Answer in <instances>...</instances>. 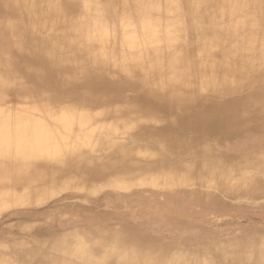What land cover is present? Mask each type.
Instances as JSON below:
<instances>
[{"label": "rangeland", "instance_id": "374dc122", "mask_svg": "<svg viewBox=\"0 0 264 264\" xmlns=\"http://www.w3.org/2000/svg\"><path fill=\"white\" fill-rule=\"evenodd\" d=\"M116 3L8 0L9 8L2 10L0 6V44H7L0 50V80L7 81L0 84V128L14 126L15 130L31 132L44 127L57 135L52 143L64 149L45 162L32 158L36 161L32 168L18 171L11 167L18 160L4 157L0 168V264H38L40 260L50 264H111L134 256L136 264H145L147 250H166L173 254L175 264H196L208 258L218 262V246L233 249V258L240 264H264V62H251L246 70H238L232 61L223 70H214L212 65H220L222 61L217 59L221 56L214 55L213 60L204 54L205 48L235 42L249 43L241 50L264 52V18L254 11L255 0H244L239 9L231 2L232 13L224 8L209 16L207 23L196 25L183 20L187 17L202 22L204 7L195 12L193 1L151 0L150 7L156 11L143 5L132 8L152 15L148 23L153 27L142 29V34L154 41L138 43L131 54H126L134 57L142 51V59L131 66L137 70L135 79L143 73L142 84L125 89L127 68L122 57L124 49L130 48L101 46L100 51L106 49L111 57L105 74L124 86L113 97L103 96V105L75 103L70 110L60 112L59 105L42 103L47 91L27 94V79L20 75L16 83V73L1 66L7 59L20 57L28 61V71L42 74L43 63L37 67L34 63L36 48L52 54L60 50L61 66L70 63L71 55L76 64L88 61L92 54L82 51V40L88 36L87 42L98 43V39L88 35L89 30L81 31L80 25L92 24L97 13L106 19L104 13L117 10ZM161 3L165 7L158 9ZM123 18L117 14V21ZM162 34L181 39L173 43L174 47L188 44L190 54L186 60L179 59L181 66L172 68V62H163L171 44L166 45ZM167 64L171 67L168 71H150V67ZM68 72L73 75L70 69ZM152 88L160 89L159 102L144 98V102L136 103ZM172 95L177 99L169 103ZM126 107L130 108L124 110ZM48 109L62 115L51 121L50 114L46 119ZM110 111L117 112L118 117L100 115L87 124L92 127L71 134L69 140L59 136L88 121V113ZM64 117L72 122H65ZM121 120L130 121L131 135L122 131ZM97 127L103 129L95 133ZM164 128H168L165 136L154 135ZM138 132L144 135L139 138ZM33 139L31 136L30 141ZM117 146L122 149L113 152ZM127 146L135 150L111 176L109 171ZM86 159L92 160L93 169L100 166L105 170L102 180L75 175L77 172L69 175L70 167L79 171L88 164ZM7 160L12 164L5 165ZM58 160L71 166L65 169ZM138 167L146 172L144 178L137 175ZM16 182L19 186H14ZM71 194L77 196L72 198ZM47 228L58 234H44ZM97 236H110L111 240L95 250ZM65 242L71 248L84 243L99 263L67 253ZM151 245H156V250L150 249Z\"/></svg>", "mask_w": 264, "mask_h": 264}, {"label": "bare ground", "instance_id": "6f19581e", "mask_svg": "<svg viewBox=\"0 0 264 264\" xmlns=\"http://www.w3.org/2000/svg\"><path fill=\"white\" fill-rule=\"evenodd\" d=\"M118 3L115 4V6H119L117 10L115 11H108L104 13L106 16V19L104 17H101L99 13L94 14L93 18L91 20L90 25H84V23L81 26L80 25V30L81 31H87L89 30L90 32L88 35H90L93 38L98 39V43L95 42H87V39L89 38L88 36L84 37V40H82L81 46H82V51L83 52H88L89 56L91 55V58L87 61H84L81 64H76L73 61V55L70 56L69 62L63 63L62 66L58 65L60 61V50H58L55 54L50 53L49 51L45 50L46 52L43 53L40 48H36L35 51H37L38 58L34 60V63L36 64L35 67L40 66L43 63V66L45 68V72L42 74H36L34 71H28L26 66L28 61L24 60L22 58H17L15 59L12 57L11 59L5 60L1 66H5L8 68L9 71H14L15 78L18 79L19 76L22 75L24 78L27 80L25 83L27 84L25 87L26 93L27 94H32L37 95L42 91H47L48 94H46L45 99L48 100V102L45 100L42 103L47 104V106L52 107L53 104L54 106L59 105L62 109L61 111H67L72 108V106L75 103H80L81 105L84 106H95V105H103L104 103V97H113L115 93L119 94L121 91L124 89V86H121L114 81L110 80L108 76L105 74V68L108 67V64H110V59L111 58L109 55V52H106L103 49L100 51L101 46H111L113 44L117 45L119 44L122 46V48H130V49H124V55L122 57V61L126 64L127 72V84L125 85L128 90L134 89L137 87L138 84H142L140 81V78H143V73H141L139 79H135L134 72L137 71L136 69L132 68V64L135 63L136 61L139 62L142 59L141 52L137 51L134 57H128L126 54H131L132 50L137 47V44H146L150 43L154 40H151L150 36L146 37V35L142 34V29L145 28H152L153 26L151 23H148V20L152 18V15H149V12L146 13L145 11L137 12L135 10H132V8H138L140 5L146 6L149 8L151 11H156L155 7L152 6L150 7L149 2L151 0H117ZM191 4V1L195 2L192 4L193 10L196 12L197 9H202L201 7H204L203 9V18H201L202 22L195 20V19H189L185 18L187 23L189 24H204L207 23L210 20L211 15L215 14V12L221 11L224 8H227V10H230V13L234 11V8L229 7L228 4H231L233 6H236L237 9L240 8V4L244 0H186ZM199 1V2H198ZM263 0H255V5H254V11L261 14L262 18H264V4L262 2ZM7 2V3H5ZM121 2V3H120ZM127 2V3H126ZM166 5L168 4V1H165ZM126 3V5H125ZM0 6L2 10H6L5 6L10 7V4H8V0H0ZM206 6L209 8V11L207 10ZM158 9L164 8L165 5L161 3V5L156 6ZM4 8V9H3ZM7 8V9H8ZM121 8V9H119ZM123 8V10H122ZM206 10V11H205ZM97 12V10H95ZM159 11V10H158ZM209 14H208V13ZM36 13V11H35ZM184 13L186 14L185 10ZM183 13V14H184ZM117 14L124 16L123 19L117 21ZM139 14V15H138ZM141 15V16H140ZM143 19V20H142ZM145 20V21H144ZM264 20V19H261ZM184 22V21H183ZM137 23V25L135 24ZM174 25L177 26V21L174 22ZM239 24H235V27L237 28ZM179 28H182V26H178ZM177 27V28H178ZM146 30V29H145ZM69 37V36H66ZM109 38H113L114 40L112 44H109L112 41H108ZM149 38V39H148ZM162 38L164 39L166 45L171 44L167 46V49L165 50L166 53V58L163 60V62L166 60L165 63L169 60V62H172L173 64L171 65L172 68L175 66H181L182 60H186L190 54L188 44L184 43L183 46H176L174 47L173 43H180L181 39L179 37L171 38L168 35L162 34ZM68 39H66V42ZM157 41V40H156ZM68 43V42H67ZM98 44V45H97ZM249 43L246 42H235L232 43L229 46H226L224 44L222 47H210L209 49H204V54L206 57L215 59L214 55L221 56V59H217L219 61H222L220 65L218 64H213L214 70L216 68L218 70L225 68L224 65L231 64L232 61H234V65H236L238 70H246L250 65L251 62H258V61H263L264 62V52H254L251 49L249 50H241V47H247ZM4 45L7 44H0L1 48L0 50L3 51ZM145 50L146 47H143ZM182 48H186V52L182 51ZM48 49V47H46ZM132 49V50H131ZM181 50L178 54H174L176 50ZM116 53L115 51H113ZM42 53L45 58H42ZM81 53V52H80ZM100 53V54H97ZM243 54V55H241ZM76 61V59H75ZM169 64H167L166 67H160V68H155V67H150V71H155L154 74H159L165 71H168L171 69V67H168ZM4 67V68H5ZM68 69L73 72V75H70L68 72ZM135 70V71H134ZM81 74V75H79ZM5 76V75H4ZM2 79V78H1ZM5 84L7 81H1L0 84ZM15 83V84H16ZM156 88V87H155ZM160 89L154 90V88L151 89L150 94H147L146 96H143L141 100H138L136 103H141L142 101L144 102V98L146 99L147 102H152V101H160L162 98L161 93L159 92ZM177 99L176 95H172L168 97L167 100H169V103L175 102ZM1 100V99H0ZM42 101V100H41ZM46 108H49L47 107ZM130 107L124 108V110L128 109ZM166 108V107H164ZM169 110V108L167 107ZM51 114L52 119H50L49 115ZM54 116H53V115ZM62 114L52 112L48 109L46 116V119H50L51 121L59 118ZM104 115L106 117L109 116H115L118 117L117 112H99L97 114L93 113H88V121L81 122L77 126L75 130L67 129V133L59 134L60 137L63 136L68 138V140L71 137V134H77L81 133L83 128L84 131L88 130L90 127H92L91 124L87 125L91 120H94L95 117ZM74 119V118H72ZM63 120L65 122H69V124L72 122V120H69L67 117H64ZM173 125H177L176 123ZM120 128L122 131H124L125 134L129 133L128 135H131V130L132 125H130V121L128 120H121L120 121ZM109 128V127H108ZM102 127H97V129L94 131L95 133L98 130H102ZM168 128H164V130H159L154 133L157 137L160 135L165 136L167 133ZM92 131V130H90ZM127 132V133H126ZM101 133V132H100ZM109 134V133H107ZM122 134V133H121ZM144 133L138 132L139 138L142 137ZM33 137V141H30V137ZM154 136V137H156ZM9 137H12L13 140H9ZM55 137V139H53ZM124 137L127 138V135H124ZM57 135L53 134V131L45 130V128H38L35 129V131L27 132V131H19L15 130L14 126H5L0 128V168L2 164L4 163V160L6 159V155L9 157L12 156L14 158V161L17 159L11 167L15 169V171L18 170H25L32 168V166L36 163V158L40 162H45L48 159V157H56L57 155L61 154L64 152V149L61 148V145H55L54 140H56ZM66 140V139H65ZM67 141V140H66ZM9 142V144H8ZM50 143L53 145L51 146ZM48 145V146H47ZM50 145V146H49ZM133 145V144H132ZM117 149H122L119 146L115 147L114 151L115 152ZM124 152L121 153V155L117 156L116 161L113 164L112 169L109 171L111 172V176L116 173L114 172L115 167H118V165H122L125 163V160L127 158V154L130 152H133L135 149L132 148V146H127V148L123 149ZM142 153V152H141ZM39 155L40 157L38 158ZM119 157V158H118ZM33 158V160H32ZM62 158V157H61ZM87 158V159H92ZM86 163L83 165L79 171H74V170H69L71 167L70 162H65L64 160H58L60 162L61 167H66L65 169H68L69 175L72 176L74 173L75 175L81 174V175H90L93 177L94 180H102V177H105V170L100 169L101 167H97L96 169H93L94 167L92 166V163H90L92 160H87ZM10 164H12V161H9ZM8 160L5 165L9 164ZM67 165L69 166L67 168ZM9 166V168H11ZM64 169V170H65ZM139 170V173L137 175H140L141 178H144L146 175V172L141 169L140 167L137 168ZM67 173V172H66ZM67 175V174H66ZM135 175V176H137ZM95 181V182H97ZM2 182V181H1ZM0 182V183H1ZM3 183V182H2ZM14 183H12L13 185ZM20 182H16L14 186H19ZM92 184V183H91ZM1 185V184H0ZM77 196V195H76ZM74 194H71V197H76ZM90 222V221H89ZM99 225V224H97ZM70 226L68 230L72 231L74 228H72L71 224H68ZM84 227V225H82ZM89 227V226H88ZM78 229V228H76ZM80 229V228H79ZM85 229V228H84ZM44 234H58L54 231H51L49 228H47L45 231H43ZM41 233V234H43ZM99 238L98 242L94 244L95 250L101 249L104 246L107 245L109 242V237L110 236H97ZM132 239V238H130ZM42 242H44L43 239H41ZM113 242V239H112ZM219 245H222V243H218ZM65 251L69 254H72L74 256H77L78 259L83 260V261H88L90 263H99V261H95L93 258L92 253L88 251L87 245L84 243H79L76 246H71L65 242ZM156 245H151L150 249L156 250L155 249ZM218 246V252L216 253L218 255V262L215 260H212L211 258H208V261L203 259L202 261L197 262L196 264H240V262H237L233 258V249H229L227 246ZM62 248V250L64 251ZM64 251V252H65ZM151 252V253H150ZM147 253H150L146 255ZM98 254V253H97ZM215 254V255H216ZM105 256L103 258L104 263H106ZM137 256H134L133 258H129V261H123V262H116L115 260L111 264H136L135 258ZM145 258V264H175L172 259H175L173 257L172 253L167 252L166 250H160L157 253H153L152 251L147 250L144 255ZM171 259V260H170ZM228 259H231L232 261H229ZM101 263V262H100ZM38 264H50L47 260H40ZM103 264V263H101ZM244 264V263H243ZM254 264H259L255 261Z\"/></svg>", "mask_w": 264, "mask_h": 264}]
</instances>
